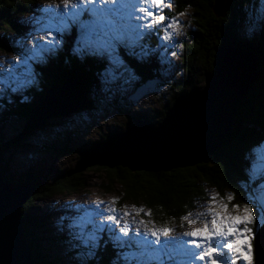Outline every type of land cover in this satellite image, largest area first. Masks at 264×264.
<instances>
[{"label":"rangeland","instance_id":"374dc122","mask_svg":"<svg viewBox=\"0 0 264 264\" xmlns=\"http://www.w3.org/2000/svg\"><path fill=\"white\" fill-rule=\"evenodd\" d=\"M175 2L176 0H166L167 6L162 5L159 9L160 14L168 17L167 20L158 22L150 29H141L145 36L135 42V47L125 46L127 51L129 48L128 52H133L131 54V58L134 59L132 62L116 54L114 55H116L117 61L114 63L110 62L107 55L100 56L105 57V59H102L103 69L100 76L95 77L94 85L88 87L89 93L86 94L88 99L94 100L93 103L90 101V107L52 118L45 125L29 131L25 136L23 134L28 129L30 121L21 119L16 114L9 117L6 114L5 100L8 99V104L13 105L15 100L11 96H16L21 99L20 106L30 102L29 95H25V93L29 92L31 86L37 85V75L34 67L41 63L34 62L31 57L34 54L39 55L41 50L46 55L50 54L51 57H56L60 51L59 48L64 45L63 38L73 35L75 29L81 28L85 23L83 18L87 20L88 26L92 18L87 14L76 16L74 17L75 23L72 22L73 18H69L70 28L63 33L62 42L53 45V37L58 35L63 28L60 24L63 17L57 16L55 13L64 10L65 5L63 0H37L34 2L33 12L19 17L20 21L17 20L19 26L22 24L21 32L12 36V34L8 33L6 35L4 30H0V37H3L1 39L6 47L0 48V74H2L3 79V83L0 84L1 163L6 166L10 176L31 177L37 186L22 183L17 185L39 188L38 184L41 179L44 182L46 181L45 183L51 184L55 179L68 173H71L70 175L77 174L74 169L78 167L80 161L78 157L81 159V152L89 150L94 143L102 140L103 137L114 132L127 131V125L129 123L132 126L135 125L140 114L149 117L151 115L155 116L153 122L162 119L160 117L165 107L162 96L169 101L174 92V89L172 92L171 85L173 84V87H175L180 79L184 80L185 72L184 67L181 65L182 56L185 54L188 44L192 43L191 35L196 29L190 11L176 14L177 6ZM74 3L75 0H69L68 8L72 9ZM255 3L245 5L248 19L238 28L239 35L237 34L236 39L238 42L242 38L247 41L253 39L255 42L259 39L261 32L259 29L262 27L259 21L264 18V0H257ZM45 9H51L52 11H45ZM128 13H130L131 19L126 14L125 19L118 22L120 32H126L129 36L134 37L135 32L133 29H135V26L146 22L150 18L138 21L135 17L141 16V13L132 12L131 9L128 10ZM173 18L179 26L166 27ZM80 20H83V23ZM90 35L91 45L102 49L107 47L112 37L111 33L107 36H98L92 31ZM145 39H149L148 42L152 45L145 44L146 46H144L142 43ZM230 43L231 45L224 43L221 47L227 46L229 50H235L234 47L237 44H233V41ZM37 45L42 46V48H37ZM145 47L147 48L146 51ZM49 49L52 50L49 52ZM72 51L78 55L75 49H72ZM146 58H149L156 65L157 70L154 69L156 72H154V75L157 74V77L150 79L151 82L145 95L134 98L141 90L139 84L142 83L143 78L138 74L139 67L132 64L144 63ZM26 77L31 78L30 82L25 83ZM143 87H147V85ZM37 90H40L38 86ZM39 93L38 97L42 99L41 103L47 94L43 95V89ZM94 98L98 99L95 100ZM38 104L36 103V106ZM146 116L142 119L147 120L148 117ZM261 142V147L253 149L245 157L251 166V169H246L248 174L251 173L253 164L256 165V175L260 179L258 185H261V187H257L255 192H247L246 185L244 186L241 183L250 200L253 199V196L258 195L257 200L254 201V220L247 225L252 232L244 233L243 236L238 233L229 238H247V242L252 246L251 264H255L254 230L256 229L258 233L264 224V170L260 168L261 164L264 163V139ZM106 168L101 166L87 167L80 172L79 178L83 187L79 191L72 194L40 196L36 198L34 208L28 210L27 215L31 217L32 223L36 224L40 221L43 224L42 228H39L38 224L37 226L33 225L31 233L33 235V247L37 248L36 250L41 254L42 260L48 262L47 264H93L95 254L87 255V249L74 247L77 243L71 242L73 239L67 226L74 218L82 215V208H94L97 204L104 210L114 208L116 210L114 214L117 217L123 216L126 211L130 213L131 215L124 217V220L121 221V223L124 221L130 223V236H136L137 227H139L140 235H143L145 228H172L173 231L169 236L161 237V240L169 241L174 238L191 240V237H183V233L204 228L205 222H207L208 228L211 229L213 215L217 217L219 223L223 217L244 214V205L241 206L238 203L232 192H222L203 184L205 198L194 204L192 211L185 216L180 226L157 225L150 221L149 215H146L148 212L145 206L123 201L122 186L117 182L118 176L121 174L108 172ZM33 176L36 178L35 180ZM12 183H17V181L12 179ZM249 193H252V195L250 196ZM229 195L233 197L231 201L227 199ZM37 196L36 189L35 197ZM213 196L216 197L215 200L210 199ZM112 201H117V203L113 204ZM233 205H239V207L234 209ZM138 209L142 210L139 215H137ZM141 220L145 221V224H139ZM133 221L136 223H133ZM97 222L99 223V219ZM238 227L243 230L245 225H239ZM208 234L211 235V233ZM109 237L110 234L107 231L99 234L98 237V247L103 243L116 252L114 259L107 261L108 264H125V260L119 255L120 248L115 247ZM35 239L38 240L40 249L36 246ZM103 239L104 242H101ZM124 239H127V237ZM213 242L216 244L223 243L220 237H213ZM201 243L207 245L211 242L202 241ZM244 250L246 251V246ZM217 255L221 259L231 260L235 258V264H249V261H245L242 256L237 257L236 254L225 248H220ZM164 263L177 264V260H169L165 256ZM194 264H210V261L205 257L203 261H194Z\"/></svg>","mask_w":264,"mask_h":264},{"label":"trees","instance_id":"16d2710c","mask_svg":"<svg viewBox=\"0 0 264 264\" xmlns=\"http://www.w3.org/2000/svg\"><path fill=\"white\" fill-rule=\"evenodd\" d=\"M36 1L0 0V30H4L6 35L8 33L12 34V36L21 32L22 24L19 26L17 20L20 21L19 17L31 14ZM256 1L233 0L231 9L223 17L217 16L214 12L216 0H176L175 2L177 6L176 14L190 11L196 29L191 35L192 43L188 44L185 54L182 56L181 65L184 67V80L180 79L175 87H173V84L171 85L172 92L173 89L174 92L169 101L162 96L165 105L160 117L162 119L153 124L160 123L165 119L167 112L173 106L179 94L203 88L205 76L213 71L216 51L224 43L231 45L230 42L233 41V44H237L234 47L235 50L251 52L256 58L258 77L252 90L245 96L243 109L234 122L232 143L208 155L207 160L202 164L159 173L133 172L122 167L116 169L106 168L108 172L121 174L118 176L117 182L122 186L123 201L145 206L147 212L151 213L149 218L154 224L180 226L185 216L192 211L194 204L205 198L203 184L222 192H232L241 206L250 201L241 183L244 186L246 185L247 192H255L257 189L258 180L254 182L250 180V174L246 169H251V167L245 157L254 148H258L260 142L264 139V27L259 29L261 32L258 41L255 42L253 39L247 41L243 38L240 42L236 41L237 34L239 35L238 28L248 19L245 5L256 4ZM77 34L78 32L74 31V36H77ZM1 38L3 37H0V48H6ZM75 40V37L68 39L56 57L53 58L50 54H47L43 62L37 64V66L35 65L37 85L31 86L29 92L25 93V95H29L31 101L20 106L21 99L16 96H11L15 100L13 105L8 104V99L5 100L6 114L9 117L12 116L11 114H16L21 119L29 121L36 103L38 104L42 100L38 97L42 89L43 95H45L49 87L78 83L82 85L87 94L89 93L88 87L94 85L95 77L100 76L103 69L102 60L91 54H80L81 43L75 46ZM145 44L152 45L147 41ZM72 49H75L78 55L73 53ZM120 55L130 62L134 60L131 57L129 58L125 52ZM137 63L132 65L138 66L140 69L138 74L143 80L139 86L157 77V74L154 75V69L157 70V67L149 58H146L144 63ZM37 86L40 89L39 91ZM94 99L97 100L98 98ZM139 116L137 120H141L146 115L140 114ZM146 117L151 121L156 118L152 115ZM131 126V123H129L127 125L128 129ZM112 136L111 133L103 137L102 140L94 143L90 149L99 143L109 141ZM78 158L80 160V157ZM1 161L0 150V173L5 175V182L13 184V179L17 181L14 184H35L37 186L31 177L10 176L6 166L2 165ZM76 170L77 167L74 171ZM70 174L55 179L51 184L45 183L46 181L44 182L41 179L38 184L39 188H37L38 196L31 197L22 210L26 239L37 264H47L48 262L43 261L41 254L36 250L37 248L33 247L34 242L31 231L33 225L37 226L38 224V227L42 228L43 224L40 221L36 224L32 223L31 217L27 215L28 210L34 208V202L40 196L72 194L79 191L83 187L79 178L81 173ZM33 179L36 178L33 176ZM257 198L258 195H256L255 200ZM256 233L255 229L254 234ZM35 242L39 248L38 240L35 239ZM111 250V247L102 243L96 250L93 264H108L107 261L114 259L113 255L116 253Z\"/></svg>","mask_w":264,"mask_h":264},{"label":"water","instance_id":"95a60500","mask_svg":"<svg viewBox=\"0 0 264 264\" xmlns=\"http://www.w3.org/2000/svg\"><path fill=\"white\" fill-rule=\"evenodd\" d=\"M232 2L216 0V15L225 16ZM257 77L256 58L251 52L218 48L203 88L179 94L162 122L137 121L124 133L112 134L109 141L82 151L75 172L101 166L159 173L202 164L208 155L232 143L234 122ZM146 85L134 98L147 93L149 83ZM86 94L78 83L51 87L33 108L23 136L52 118L88 107L91 100ZM36 189L7 183L0 173V264H37L22 219V210ZM254 255L255 264H264V225L256 234Z\"/></svg>","mask_w":264,"mask_h":264},{"label":"snow or ice","instance_id":"6c2138e0","mask_svg":"<svg viewBox=\"0 0 264 264\" xmlns=\"http://www.w3.org/2000/svg\"><path fill=\"white\" fill-rule=\"evenodd\" d=\"M65 9L57 11V16L63 17L60 20V24L63 26L62 31L58 35L53 37V45L61 43L63 33L68 31L70 24L69 18H73L72 22L75 23L74 17L89 15L92 19L89 22L90 29L96 35L107 36L112 34L111 40L108 42L106 48L93 47L89 41V32L82 30L81 34V47L79 49L80 54H91L94 56L107 55L110 62L117 61L116 55H114V48L117 44L123 43L125 46L129 44L135 45V42L142 39L145 33L141 29H150L158 22L168 19L165 15L160 14V7L167 6L166 0H75L72 9L68 8L69 0H63ZM115 5V6H111ZM86 6V7H81ZM91 6V7H87ZM132 12H139L142 15L136 16L135 19L145 20L142 24H137L133 31L135 36L131 37L128 33L120 32L119 21L124 20L126 14L131 19L128 10ZM45 11H52L51 9H45ZM183 14V13H181ZM260 25L264 27V18L259 21ZM179 26L175 18L166 27ZM87 27V26H86ZM37 48L42 46L37 45ZM52 49H49L50 52ZM175 55V53H173ZM31 59L34 62H43L46 59V54L41 50L39 55H33ZM23 63V62H21ZM30 77L25 78V83L30 82ZM3 83L2 74H0V84ZM261 170H264V163L260 166ZM259 179L256 175V165L253 164V168L250 173V180L253 182ZM261 187V185H257ZM251 196L252 193H249ZM215 200L216 197H210ZM229 201L233 199L231 195L227 197ZM256 197L244 204V214L238 216H226L218 223L217 217L213 215L211 220L212 228L209 229L207 222H205L204 228L195 229L190 232H184L183 237H191V240H183L182 238H174L173 240H161V237H167L173 231L172 228H145L143 235L139 233V227H137L136 236H130V223L124 220V217L131 215L127 211L123 216L117 217L115 209H101L100 205H95L94 208H82V215L74 218V220L67 226L72 235V239L78 241L74 247L87 249V255H94L95 249L98 247L99 234L107 231L110 234V239L113 241L115 247L120 249H133L131 251H122L119 255L125 260V264H163L164 257L169 260H177V264H194V261H203L207 257L210 264H235V258L228 260L227 258L221 259L217 255L220 248H225L229 252L236 254L237 257L242 256L245 261H249L251 264L252 246L247 242V238L241 239H229L234 235L243 236L244 233H251L252 230L247 227L248 224L254 220L253 211L255 208ZM113 204L117 201H112ZM239 205H233L234 209H237ZM142 210H137V215ZM151 215V213H146ZM99 219V223L97 220ZM111 222V223H109ZM133 223H136L133 221ZM139 224H145V221H139ZM239 225H245L243 230L239 229ZM208 233H211L209 235ZM151 237L150 239L148 237ZM127 237V239H124ZM213 237H220L223 241L222 244H216L213 242ZM202 241L211 242L207 245L202 244ZM190 245V246H189ZM246 246V251L244 250ZM199 250V251H197Z\"/></svg>","mask_w":264,"mask_h":264},{"label":"bare ground","instance_id":"6f19581e","mask_svg":"<svg viewBox=\"0 0 264 264\" xmlns=\"http://www.w3.org/2000/svg\"><path fill=\"white\" fill-rule=\"evenodd\" d=\"M14 185H17V184H14ZM23 215V214H22ZM23 219V218H22Z\"/></svg>","mask_w":264,"mask_h":264}]
</instances>
